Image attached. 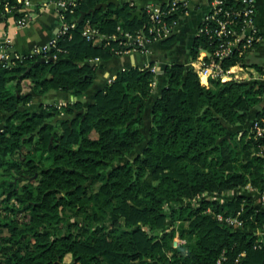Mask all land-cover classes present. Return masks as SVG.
Segmentation results:
<instances>
[{"label": "trees", "instance_id": "1", "mask_svg": "<svg viewBox=\"0 0 264 264\" xmlns=\"http://www.w3.org/2000/svg\"><path fill=\"white\" fill-rule=\"evenodd\" d=\"M99 1L76 0L73 11L63 9L75 25L46 52L0 59V111L6 112L0 117V264H214L225 246L247 247L253 261L263 258L250 245L264 210L250 195L225 199L221 192L246 184L264 189V152H257L264 135L247 129L264 112V80L203 84L184 61L166 63L158 75L151 62L119 70L85 103L99 60L124 47L122 32L153 33L145 9L132 15L136 6L129 2L99 5L78 19ZM184 1L163 16L167 24L185 14ZM28 6L0 0V20L19 17ZM86 24L98 29L93 39L82 33ZM173 39L171 28L158 40ZM214 42L196 33L190 60ZM244 56L233 52L222 62H245ZM253 63L264 73V64ZM50 88L77 98L29 104ZM239 124L248 125L232 130ZM242 202V228L217 217Z\"/></svg>", "mask_w": 264, "mask_h": 264}, {"label": "built area", "instance_id": "2", "mask_svg": "<svg viewBox=\"0 0 264 264\" xmlns=\"http://www.w3.org/2000/svg\"><path fill=\"white\" fill-rule=\"evenodd\" d=\"M176 2L177 0H167L162 4H147L142 7L148 13L150 21L148 32L153 33L145 35L141 34L140 30L137 33L129 30L123 31L121 34L123 38L120 43L124 47L118 49L117 53L131 50L146 51L153 41L168 35L176 21H173V24H167L163 16L178 7ZM207 3L208 9L204 13L196 33L202 31L208 33V36L215 39L214 46L211 50L200 48L197 56L188 63L197 72L200 82L208 84L210 78L221 80H264L263 73H260L254 66H247L245 62L235 61L228 64L222 62L224 57L231 55L233 52L244 56L263 39V34L256 23L255 1L240 0L239 5H227L225 0H207ZM24 4L30 5L31 2L30 0H24ZM56 4L60 18V27L57 34L47 44L34 45L26 54L32 55L46 52L50 47L56 46L57 35L67 33L75 25L74 20H68L65 17L63 9L73 11L76 0H56ZM184 4L186 5L185 1ZM28 17L29 12H26L13 19L17 25H21L27 21ZM82 33L87 39H93L95 35L99 34L98 29L91 24H86ZM110 37L118 38L119 35L112 33ZM6 41L5 37L0 39V59L3 60L10 59V54L5 45ZM14 55L19 56L20 54L14 52ZM51 56L55 57L56 55L51 54ZM151 68L155 71L154 65ZM247 129L254 137L264 135V112L254 117ZM257 152L263 153L264 145ZM238 193L250 195L252 204L256 208L260 209L259 204L264 206V189L261 191L257 190L250 184L223 191L221 196L225 194H231L232 196ZM243 209L244 202L233 213L223 214L218 212L216 215L219 219H224L226 223L232 225L233 228H242L247 221V217L242 216ZM250 217L248 216V218ZM252 230L255 237L251 240L250 246L256 251H262L264 255V224L256 226ZM176 242L177 238L175 237L174 243ZM254 260L249 257L247 247L228 248L225 246L219 251L214 264H264V257Z\"/></svg>", "mask_w": 264, "mask_h": 264}, {"label": "crops", "instance_id": "3", "mask_svg": "<svg viewBox=\"0 0 264 264\" xmlns=\"http://www.w3.org/2000/svg\"><path fill=\"white\" fill-rule=\"evenodd\" d=\"M167 0H121L129 2L137 7L147 4H162ZM256 3V23L263 34V39L249 51L251 61L264 64V0H254ZM27 7L29 17L21 25H17L13 17L0 20V39L6 38L10 48L14 52L27 53L34 45L47 44L55 36L60 27V18L56 0H30ZM186 12L181 16L173 27L174 39L170 43L159 40L153 42L148 50H131L124 53L99 60L100 66L96 68L93 82L85 91L83 100L85 103L92 100L95 91L102 87L115 74L131 65L146 66L152 62L157 75L162 72L164 65L172 60L189 63V47L197 28L208 9L207 0H185ZM204 52V51H201ZM264 74V73H263ZM156 83V81L154 82ZM72 93L56 88H50L41 93H34L29 104L36 106L39 103H61L76 99ZM144 120L145 125L150 122V104L145 102ZM6 116V112L0 111V117Z\"/></svg>", "mask_w": 264, "mask_h": 264}, {"label": "water", "instance_id": "4", "mask_svg": "<svg viewBox=\"0 0 264 264\" xmlns=\"http://www.w3.org/2000/svg\"><path fill=\"white\" fill-rule=\"evenodd\" d=\"M110 2L114 3L115 5H118V4H119V5H123V3L121 2V0H103V1H99V2H97V3L95 4V6L90 7V8H88L87 10L82 11V12L79 14V16H78V19H82L86 13L93 12L94 9H95L97 6H99V5L106 6V5H107L108 3H110ZM140 12H141V8H140V7H137L135 10L132 11V15H135V14H136V15H139ZM13 54H14V50H13V48H10V58H12Z\"/></svg>", "mask_w": 264, "mask_h": 264}, {"label": "rangeland", "instance_id": "5", "mask_svg": "<svg viewBox=\"0 0 264 264\" xmlns=\"http://www.w3.org/2000/svg\"><path fill=\"white\" fill-rule=\"evenodd\" d=\"M244 60H245V63H246V65L247 66H254L253 64V62H255V61H251V58H250V54H246L245 56H244ZM263 97H264V94H263ZM253 112V111H252ZM248 123V122H247ZM248 125V124H247ZM247 125H245L244 124V126H242L241 124H239V125H235V126H233V127H231L232 128V130H235V129H243L244 127H246ZM140 148V147H139ZM139 148H136V150H134L132 153H130L127 157H121L120 159H118V160H124V159H126V158H131L132 157V155L134 154V152H136L137 150H139ZM231 196V194H225V195H222V197L223 198H228V197H230ZM168 205V204H167ZM259 206V208L261 209V210H264L263 208H264V206H262L261 204H259L258 205Z\"/></svg>", "mask_w": 264, "mask_h": 264}]
</instances>
